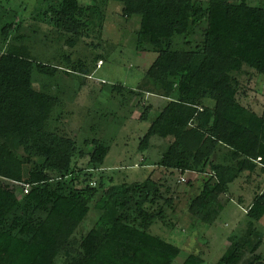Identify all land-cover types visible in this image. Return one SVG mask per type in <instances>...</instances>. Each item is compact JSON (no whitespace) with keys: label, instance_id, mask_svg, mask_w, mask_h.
Returning a JSON list of instances; mask_svg holds the SVG:
<instances>
[{"label":"trees","instance_id":"trees-1","mask_svg":"<svg viewBox=\"0 0 264 264\" xmlns=\"http://www.w3.org/2000/svg\"><path fill=\"white\" fill-rule=\"evenodd\" d=\"M90 1L59 0L43 13V22L75 47L101 33L108 1L122 3L127 21L141 18L137 49L157 53L144 79L179 96L169 97L140 149H147L153 137H172L156 165L181 177L206 176L189 211L200 222L214 224L230 185L244 174L264 172V114L240 101L241 84L233 74L248 66L264 76V5L247 0H209L206 5L197 0ZM22 26L3 30L11 42L0 54V264H173L181 248L151 232L165 221L160 202L172 206L163 185L152 178L115 184L102 170L110 151L104 141L86 140L91 148L86 152L75 139L48 129L60 98L38 90L35 73L89 76V66L64 53L62 68L38 61L29 46L33 38L22 33ZM175 36L184 37L190 48L175 49ZM221 149L225 160L217 161ZM86 155L87 167L80 168L77 159ZM92 205L100 213L96 225L78 237ZM263 217L264 191L255 194L246 226L229 237L215 264H264V231L258 227ZM182 264L206 261L191 253Z\"/></svg>","mask_w":264,"mask_h":264},{"label":"rangeland","instance_id":"rangeland-1","mask_svg":"<svg viewBox=\"0 0 264 264\" xmlns=\"http://www.w3.org/2000/svg\"><path fill=\"white\" fill-rule=\"evenodd\" d=\"M58 1L0 0V54L9 49L11 42L5 38L3 30L22 22L21 31L32 36L29 46L38 61L62 68L65 67L61 57L63 53L74 61H85L90 68L89 76L60 72L55 77H48L35 73V87L60 98L48 129L75 139L86 152L91 151L84 145L86 140L104 141L110 151L102 170L113 178L115 184L143 182L148 178L161 183L164 197L172 200V206L160 202L159 207H163L166 214L165 221L154 225L151 232L181 248L173 264H182L191 253L200 254L206 264H215L225 253L229 237L246 226L248 207L255 194L264 191V172L257 171L251 176L244 174L230 185L231 192L221 197L224 209L214 224L207 225L193 217L189 211L190 202L200 194L206 176L186 173L181 177L177 171L170 174L156 165L172 137H153L147 149H140L142 139L169 97L179 96L176 92L166 94L144 79L157 53L151 49H137L141 18L135 16L127 21L122 16V3L108 1L101 33L69 47L58 30L43 22V13ZM79 1L84 5L92 4L90 0ZM197 1L206 5L209 0ZM247 1L252 5H264V0ZM183 38L175 36V49L190 48L183 44ZM195 40L199 42L202 38L197 35ZM233 74L241 84L240 101L264 114V76L248 66H244L241 73ZM116 85L123 89L117 90ZM149 105L152 108L147 118L142 120L141 116ZM19 136L25 142V133ZM225 153V150L218 153L216 160H225ZM88 160V155L78 158L79 167L86 168ZM96 174L101 175L100 172ZM93 207L80 225L76 233L78 237L96 225L100 213ZM258 227L264 231V217ZM260 253L264 257V245Z\"/></svg>","mask_w":264,"mask_h":264},{"label":"built area","instance_id":"built-area-1","mask_svg":"<svg viewBox=\"0 0 264 264\" xmlns=\"http://www.w3.org/2000/svg\"><path fill=\"white\" fill-rule=\"evenodd\" d=\"M259 161L261 162V158H259ZM25 192L27 193V192H28V190L26 189V190H25Z\"/></svg>","mask_w":264,"mask_h":264}]
</instances>
